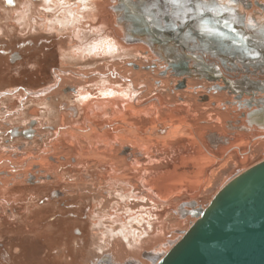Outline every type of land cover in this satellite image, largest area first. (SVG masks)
I'll use <instances>...</instances> for the list:
<instances>
[{
    "label": "rangeland",
    "instance_id": "rangeland-1",
    "mask_svg": "<svg viewBox=\"0 0 264 264\" xmlns=\"http://www.w3.org/2000/svg\"><path fill=\"white\" fill-rule=\"evenodd\" d=\"M94 1L96 0H16L17 12L8 11L7 14L6 13L4 14L5 16L1 17V20L11 21V22L17 21L18 25L20 24L21 26L19 28L20 36L25 37V38L33 37L35 34L46 31L50 38V46L53 45L55 48L54 50H57V51L62 50L63 57H66V54H68V52L70 53H74L75 51H81L82 53L83 52L86 53L87 51L96 52L97 47L95 46H100V45L102 46L104 44L108 46L109 44L114 43L115 37L112 35V29L110 28L107 29L103 27L97 30L95 29V27H93V25H89L91 22L89 24L86 22L85 24L87 26L86 30L88 31L82 30L81 33L83 34H81V36L78 37L77 35L78 33L76 34V32H71V31H68L67 28H64L65 20L67 21V19H72L71 14L73 11L78 10V12H80L79 14H82L83 11H89L90 9L99 10V7L95 6ZM109 1L110 0H103V1L101 0L100 2L108 4ZM79 3H81V6L79 5ZM70 12L71 14H69ZM15 13H17V15H15ZM40 15L43 18V20L41 19V17H39ZM33 19L35 21L39 20V22L34 23ZM79 21L80 22L85 21L84 17H81ZM100 21H96V23L103 26V24H101ZM71 25L72 23H70V26ZM32 27H37V28H32ZM129 51L130 50L124 51L121 48H118V49L116 48V50H113V52L109 51L108 55H103V54L98 55L96 59L91 58V56L83 57L84 54L81 53L78 56V59L84 62L80 61L81 64H78V65L69 64V63L67 64L66 62L61 64V60H58V59L56 60H58V62L61 64L63 68H76L78 66L81 67V70L77 71L78 74H83L86 71L90 73V71L93 72V69H95L96 71L95 70L94 71L96 75H98L99 71L107 72V71L114 70L115 76H118L120 65L121 66L128 65L129 60L132 61V60H135L136 57H138L137 54L135 53H134L135 55L134 54L132 55V53L129 54L128 53ZM51 57L52 55L50 56V59ZM53 59H51V62L56 61ZM140 61L141 60L139 59V63H141L140 70L145 71L144 70L145 68L143 66L147 64L148 61L146 60H142V62ZM52 65L53 64H51L50 66ZM115 66H117V68ZM87 68H90V69H87ZM160 69H163V68L161 67ZM63 71L67 72L66 69L65 70L63 69ZM61 72L62 71H58L57 74H61ZM64 76L62 77L64 78ZM155 76H157V74L154 75V78ZM65 77H66V82H67L68 76H65ZM118 77H120V79L124 81L123 77L121 76H118ZM136 77L137 76L134 77L130 75V73H128L126 76V78L131 81H133L132 79ZM144 77L148 81H151L154 79L148 71L144 73ZM82 79H84L85 82H82L80 80L81 83H92L93 84L94 83L93 80L95 79L99 80L100 78L99 76L90 77L89 75L88 79H86V77L85 78L83 77ZM168 79L169 78H165L166 81H168ZM160 87L161 88L157 89L156 92L153 91L154 90L153 89L152 90L153 92L149 93L148 96L143 99L142 101L143 103L140 105V107H144L145 102L149 101V99L151 98H154L157 96L162 97L163 102L160 105L158 104V102H155L154 106L160 108V110H158L160 111V115L162 116L160 120L166 121L165 126L171 125L168 122H171L173 124H178L179 123L178 118L180 116L186 115V113H184L185 111L188 112L190 110L191 112V106H192L193 112L196 111L200 114L204 113L205 115L204 119L206 120L208 118L209 113H212L214 117H216L215 113L218 111V107L209 105L210 108H209V113H208V107L207 106L204 107V104L202 103L197 104L196 103L197 99L195 97H192L193 100L189 101V103L191 102L190 108L189 107L185 108L182 106L180 110L178 109V111H176L177 119L175 118L169 119L170 116L168 114L170 110L173 108L171 105L173 104L174 106L175 104H177V101H178L177 98L172 93V92H175L176 90L175 91L170 90V92L165 91L166 88L169 87V84L164 85L163 82H162V86ZM81 90L85 91L88 100L92 102L91 104V106L93 107L92 111L99 109L100 112H98L99 114L96 113V115L89 114V116H87L84 119V122L80 125L76 124V125L67 127L66 129H63L64 136L67 137L66 140L69 144L74 145L76 141L79 143L80 149L77 148V150L79 154L80 163L83 161V162H88L91 164L93 163L98 164V166H100V168L102 169V165H104L103 160L106 155V154H103L104 151L110 150V153H111L112 151L110 149L111 146L114 147L113 151L115 153H118L120 149L119 145H116V143L118 142V139L116 138L112 139L111 137H109L108 134L110 133V131L108 130L117 131L123 127H125V129L126 128L129 129L130 132L135 131V133L140 134L141 138L145 139V142L148 141L150 150L155 155V156L142 155L143 157L140 158L141 162L137 164L138 167L135 169L129 170L132 173L131 180L123 181V180L118 179L120 181H112L109 179L107 180V182L104 180L105 183L111 187V189L112 188L114 189L113 193L115 196L113 195L110 196L108 194V197H107L105 195V193L102 191L105 188V185H102L103 182L101 181L102 183H100V186H99L100 188L97 190L98 193L95 195L96 199L95 200L91 199V201L89 199L86 200V202L89 204L87 211H89V214L90 213L93 214L89 218L90 220L91 218L92 219L94 218L93 223L97 225L95 227H98L97 228L98 230H95L94 228V231H93L94 236L88 235L86 239L82 241L81 243L82 246H80V250L77 252V256H79L81 259V264H96L106 254H109L108 255L109 258L106 257L109 261L104 262L105 264H108L107 262H111L110 264H114V261L123 262L125 260H131L130 258H133V257H135L137 262L140 263V261H142V252H144L146 249H150L151 247L156 246V245L158 246L161 243V240L165 241V239L168 237H170V239L172 240H175L180 235V232L182 230L187 229L190 222L194 220L193 217H190V215L188 214L189 213L188 211L192 210L193 208L198 207L199 205H202V204L206 205L210 201L211 197L215 194V192L220 188V186L228 178H230L237 170H243L247 168V166H250L254 162H257L258 160H260L262 158V154L264 153V142L263 143L262 142L258 143L255 141L253 142V140H255V138H257L258 136V133L256 131L249 134L248 132H245L242 130L240 131L236 130L238 132L236 133L238 135H236L235 133H233V132H236L235 130L223 128L224 125H222V123L221 124L210 123L211 121H209V125H208L207 122L200 123L199 121L198 123L197 120L195 122L194 120H192L191 117H187L190 121H192L194 125V128H195L194 134L196 135L197 138L196 137H194L195 139L192 138V131L186 125L178 127L176 130L172 131V132L177 131L175 134H170L169 136L164 137L166 136L164 134L163 136L153 134V131L157 130V128L155 129L151 128L153 127L154 124H156V121L155 122L152 121V118L155 116V113L157 111L156 109H151L147 105L148 107L147 112L141 111L135 114L132 112V109L125 108L124 106L119 107L120 106L119 105L118 108H116L117 106L113 107L111 103L107 102L110 97L112 98V96H110L109 94L103 93L101 89L97 88V91L93 93L89 89H81ZM168 97H171V98L169 99ZM95 100H99L100 102L97 101V103H94ZM198 102H201V101H198ZM126 109L131 110V111H127ZM110 110L112 111V113H109ZM107 112H108V115H107ZM238 112L239 111H235L233 113L238 114ZM227 113L229 114H226L225 116L221 114L223 119L227 116L228 117L233 116L231 112H227ZM210 116L211 117L209 118H212L211 114ZM88 117L90 118L88 119ZM201 117L202 116H200V118ZM109 120L111 121L109 122ZM193 121L197 123L198 126ZM93 122L94 123L96 122L95 125L98 124L99 126H102V125L105 126L104 130L98 133L99 135L103 134V137L100 136L102 141L97 138V135H95L97 139L95 138L91 139L92 134L88 135V139L86 141L83 140V137L81 136L77 137V135H76V139L71 138L72 136L71 134L74 131L72 129L75 127L80 128L82 125H83L82 127L87 128L86 132L87 134H89L90 133L89 130H91ZM121 122L126 124V126H122ZM134 125L135 126L137 125L138 127L137 130L133 129ZM0 126L2 127V124H0ZM64 130H68V133L65 132ZM149 130H151L150 134L147 135V132ZM202 130L206 132L203 131L204 134H202ZM210 131L216 132L217 135L230 138V141H231L230 143L239 142L240 140H242V138H245L246 140L240 143L239 149H240V152L242 153L246 151L248 152V157L246 158V160L241 161L242 156L238 155L236 149H234L233 147H232V150L228 152L226 150L227 146L223 144L219 145L218 151H215L213 146H211L210 142H208L206 138ZM131 139L137 140V138L135 137H132ZM202 141L204 143H207V145L209 144L208 145L209 150H206V149L203 151L200 150V144ZM142 149H144V147ZM92 151H94V153ZM200 151H202V153ZM210 153L215 154L216 159L217 158L218 159L214 165H212L206 170V172L208 171V173L205 172L206 174L204 176V179L201 180L195 187H190L184 183V185L177 184L176 186H173L170 188L159 189L160 186L158 187L157 182L162 178V176H165L167 175V173L172 172L175 169V167L181 166L183 156L185 157L184 159L186 158L194 159L200 156L201 154L202 155L207 154L206 155V159H207V157L210 156L209 155ZM97 155H100L101 157ZM180 155L182 156L180 157ZM5 156L9 157L8 155L5 154L4 151H0V159ZM231 156H233V160L232 159L229 160L227 165L222 166L226 162V160ZM97 157H99L98 160H97ZM212 158L213 157L211 156V159ZM4 163H0V167L7 166V164L6 163L4 164ZM133 164H135L134 161H133ZM126 165H128V163H126L125 161L124 164L120 163V165L116 167H119L120 169L123 167H127ZM192 165H193L192 163L187 164V166H190V167ZM144 166L149 169L146 171H142L144 170L143 168ZM150 167H155V168L150 169ZM10 169L11 171H13L17 169V167L15 168L10 167ZM116 169L117 168L113 167V170L115 171L114 172L112 170L113 175H120L125 170V169L124 170L123 169L116 170ZM101 171L98 172L99 177H101L103 173L106 172V170H101ZM152 174L153 176H151ZM155 174H158V175L154 176ZM143 178L145 182H140L139 180ZM10 179L12 178L11 177L8 178L6 176L0 175V216L5 215L7 211L14 209L11 205L9 206L8 204H12L13 202L15 203V202H18V200H20L19 197L9 196L6 193L7 191L6 185L8 183V180ZM120 184H123V185H120ZM182 206H183V209L187 211L185 214L179 213V211H174V209L178 210V207L180 208ZM76 226L78 225H75V227ZM169 234H171V236H169ZM93 237H94L95 242L91 239ZM167 248L168 246H163V248L161 249L164 252ZM118 250H121L122 254H120ZM158 252L160 251H156V253ZM144 260H145V263L151 264V262L148 261L147 259L144 258Z\"/></svg>",
    "mask_w": 264,
    "mask_h": 264
},
{
    "label": "flooded vegetation",
    "instance_id": "flooded-vegetation-1",
    "mask_svg": "<svg viewBox=\"0 0 264 264\" xmlns=\"http://www.w3.org/2000/svg\"><path fill=\"white\" fill-rule=\"evenodd\" d=\"M16 6V0H0V151L9 156L0 159L7 164L0 167V175L12 178L6 193L20 198L8 204L13 210L0 216V264H81L77 256L81 243L88 235L94 236V228L98 230L94 218H89L93 214L87 211L86 200L96 199L103 176H98L102 170L98 164L79 162V143L69 144L63 129L84 122L80 90L93 93L98 87L80 82L77 71L81 67L61 66L65 61L75 65L84 61L54 50L46 31L25 38L20 36L17 21L1 20L8 11L17 12ZM51 55L61 64L51 62ZM135 61L129 60L128 65L138 70L141 65L138 58ZM159 73V89L161 78L170 80L167 92L199 84L211 86L215 93L224 91L229 97L226 90L217 89L221 85L216 82L206 79L191 84L184 77L173 80L167 69ZM124 145L123 157L139 151L136 146ZM12 166L17 167L13 172ZM102 185L107 197L115 196L104 180Z\"/></svg>",
    "mask_w": 264,
    "mask_h": 264
},
{
    "label": "water",
    "instance_id": "water-1",
    "mask_svg": "<svg viewBox=\"0 0 264 264\" xmlns=\"http://www.w3.org/2000/svg\"><path fill=\"white\" fill-rule=\"evenodd\" d=\"M236 1L243 4L242 11L217 2L198 14L189 7L188 16L180 15V20L164 0H118L111 10L124 29L125 41L151 38L166 53L173 76L185 78L199 71L200 78L224 82L218 90L237 98L255 97L264 93V27L251 31L248 22L249 18L256 22L255 9L264 3ZM169 44L172 47L163 48ZM256 123L263 125L264 117ZM188 214L194 220L175 240L168 237L146 249L140 263L133 257L114 264H147L144 258L151 264H264V153L228 178L206 205ZM163 246H168L164 252ZM108 255L96 264H105Z\"/></svg>",
    "mask_w": 264,
    "mask_h": 264
},
{
    "label": "bare ground",
    "instance_id": "bare-ground-1",
    "mask_svg": "<svg viewBox=\"0 0 264 264\" xmlns=\"http://www.w3.org/2000/svg\"><path fill=\"white\" fill-rule=\"evenodd\" d=\"M100 1L101 0L94 1L95 2V6L99 7V10H97V9H95V10L92 9L91 10L90 9L89 11H83V13L81 12L82 14H79L80 12H78V10L73 11L72 14L70 12L69 14H71L72 19H67V21L65 20L64 28H67L68 31L76 32V34L78 33L77 35L79 37V36H81V34H83V33H81L82 30L83 31H88V30H86V27H87L85 25L86 22L88 24L91 22L89 25H93V27H95V29H97V30H99V28L101 29L103 27H105L107 29L108 28L112 29V35L115 37L114 43L113 44H109L108 46L105 45V44L102 45V46L101 45L100 46H95V47H97L96 48V50H97L96 52L95 51L94 52L93 51L92 52L91 51H87L86 53L85 52L82 53L81 51H75L74 53L68 52V54L69 55L71 54L72 56H75L76 58H78V56L82 53V54H84L83 57L91 56V58L96 59L98 55H102V54L103 55H108L109 51L113 52V50H116V48L117 49L121 48L124 51L125 50L126 51L130 50L128 52L129 54H131V53H132V55L134 53L137 54L138 57H136V58H138V61L140 59L141 60L140 62H142V60H146L148 62H147V64H145L143 66L145 68L144 69L145 71L140 70L141 68L138 69V70H135L130 65H124V66L120 65L119 66L120 70L119 69H118L119 71L117 70L119 72L118 76L123 77L124 81H122L120 79V77L115 76L114 70L107 71V72L106 71H104V72L99 71L98 75H96L95 71H94L95 69H93L94 72L90 71V73H88L86 71L83 74H79V75H81L78 78L79 80H81L82 82H85L84 79H82V78L83 77L85 78V76L88 77L92 73H94L95 76H99L100 79L99 80L95 79V80H93V82L97 85L98 89H101L103 91V93L109 94L110 96H112V98L110 97L107 102L111 103V105L113 107L117 106L116 108H118L119 105H120L119 107L124 106L125 108L132 109V112L135 113V114L137 112H141V111H146L147 112V108L148 107H150L151 109H156L157 111L155 113V116L152 118V121H154V122L156 121V124H154L153 127H151V128L152 129L157 128V130H154V131L152 130L153 134L162 135V136L164 134V135H166L164 137H167L170 134H175L177 131L176 132H172V131L176 130L178 127L186 125L192 131V138H194V137H196V135L194 134L195 133L194 132V130H195L194 125H193L192 121H190L187 118V117H191L192 120H194L195 122H196V120L198 121V123H199V121H200V123L201 122L202 123L207 122L208 125H209V121H211L210 123H218V124L222 123V125H224L223 128H225V129H232V130H235V131L236 130H239V131L242 130V131L248 132L249 134L256 131L258 133V136H257V138H255V140H253V142L254 141L258 142V143H261V142L263 143L264 142V124L263 125H259V123H256L258 120L261 121V119L264 117V101H262V98H264V93H259L255 97H252L251 95H247V94L245 95L244 94L240 98H237L235 94H229L228 92L227 93L229 94V97H227L226 93L224 91H222L223 93H219V92L215 93V92H213L212 87L211 86H207V85L199 86V84H198V85L187 86L183 90H176L175 92H173L174 96L177 98L178 101H177V104H175L174 106H173V104L171 105L173 108L170 110V112L168 114L170 116L169 119L170 118L177 119L176 111H178V109L180 110L182 108V106L185 107V108L186 107L190 108L191 102L189 103V101L193 100L192 97H195L197 99L196 100L197 104L202 103V104H204V107L207 106L208 107V113H209V108H210L209 105L218 107V111L215 113L216 117H214V115L212 113H209L208 118L206 120V119H204L205 118L204 113L200 114V113H198L196 111L193 112L192 111V106H191V112H190V110L188 112L185 111L184 113H186V115L180 116L178 118V122H179L178 124H173V123L167 121L169 124H171L170 126H165L166 121L160 120L161 117H162L160 115V111H158V110H160V108L154 106L155 102H158L159 105L163 102L162 97L157 96V97L151 98V99H149V101L145 102V106L144 107H140V105L143 103L142 102L143 99L146 98L149 93H151L153 91L156 92L157 89H159V86L156 84V81H157V79H159L158 73L161 70L160 68L162 67L163 69H167L168 63L165 62L166 53L162 49L160 50L158 45L153 44L150 41L151 38H149V37L144 39V40H142L140 43L137 42V43L128 44L125 41L127 36L125 37L124 29L120 25H118L116 23V15H115V13L113 15V10H111L112 5L115 4L116 1L118 2V0H110L108 4L100 2ZM164 1H165L166 4L168 2L170 4H172V9H174L173 15L177 16L179 20L181 19V18H179L180 15H183V14L187 15V12L189 11L188 10L189 7H190V9L194 8L197 11L196 14H198L199 11L200 12H203V11L206 12L209 9V8L206 9V7L212 6L214 3H217V2H219V4H221L224 7L231 8V9H234V10L237 9L239 11H242V9H243V4L241 2H239V1H236V0H192V2H190V3L187 2V0H164ZM261 1L264 3V0H261ZM79 5L81 6V3H79ZM263 6H264V4H263ZM252 15H254V14H252ZM255 15L257 16V20H256L255 23H253V21H251V18H249L251 23L248 22V24H249L248 27H249V29L251 31H258L259 28H261V27L263 28L264 27V7L263 8H259V7L256 8L255 9ZM81 17H84L85 21L80 22L79 20L81 19ZM187 19L191 20L190 18H187ZM96 21H100V23L103 24V26H101L100 24H97ZM70 23H72L71 26H70ZM83 25H84V27H83ZM251 25H253V27ZM99 26H101V27H99ZM105 31H106V29H105ZM127 34H128L129 39H130L132 37L131 36V32L127 31ZM101 44H102V42H101ZM170 47H172V44H169V45H167V46H165L163 48L168 49ZM119 64H120V62H119ZM140 65H141V63H140ZM149 66L150 67H156V68H154V69L151 68L150 69ZM115 67L117 68V66H115ZM146 67H149V69L147 70ZM146 71H148L153 78H154L155 74H157V76H155V78L153 80L148 81L144 77V73ZM156 71H157V73H156ZM169 71H171L170 68L167 69V72H169ZM128 73H130V75H132L134 77L135 76H137V77L132 79L133 81L128 80L126 78ZM170 74H172V73H170ZM199 75H201L200 72L199 71H195V73H193L192 76H185V79H187V80L189 79L191 84H195V82L199 81V80L204 82L203 80H206V79L198 77ZM174 77L175 78L173 80L176 79V76H174ZM160 80H161L160 86H162V82H163L164 85L165 84L166 85L169 84V82H168L169 79H168V81H166L165 78H163V79L161 78ZM176 80H179V78L177 77ZM206 82H205V84H207ZM221 82L222 81H216V83H218V84H220ZM220 85H225V84L223 83V84H220ZM206 93H208V94H206ZM79 95H80V98H81V104H82L83 109H84V111L86 113V117L89 116V114H92V115L93 114L96 115V113L99 114L98 113V112H100L99 109L92 111L93 110L92 109L93 107L91 106L92 102L88 100L85 91L80 90ZM201 96H204L205 98L203 99V97L201 98ZM168 98L170 99L171 97H168ZM97 101H99V100H95L94 103H97ZM198 101H201V102H198ZM178 102H180V103H178ZM257 102H259V103H257ZM93 105H95V104H93ZM147 105H148V107H147ZM165 106H166V104H165ZM118 110H120V109H118ZM123 110H124V108H123ZM126 110L127 111H131V110H128V109H126ZM235 111H239L238 114L237 113H233ZM227 112H231V114L233 116H229V117L227 116V117H225L223 119L221 114H223L225 116L226 114H229ZM254 113H255V115L253 117L254 120L252 122V120L250 118V115H252ZM210 114L212 115V118H209V117H211ZM107 115H108V112H107ZM168 115H167V117H168ZM164 116H166V115H164ZM200 116H202V117L200 118ZM89 118L90 117H88V119ZM95 118H97V117H95ZM111 119H112V117H111ZM110 121L111 120H109V122ZM95 123L93 122L92 127H91V130H92L93 133L91 132V130H89L90 131V133L88 132L89 134H87V132H86L87 128L86 127H82L83 125L80 128H77V127L73 128L72 130H74L75 132L73 131V133L71 134L72 135L71 138L76 139V135H77V137L81 136V137H83V140L86 141L88 139V135L92 134L91 139L92 138H95V139L98 138V139L101 140L100 136L103 137V134L99 135L98 133L102 132L104 130L105 126H103V125L99 126L97 124L95 125ZM121 123H122V126H126V124H124L123 122H121ZM119 124H120V122H119ZM195 124L198 126L197 123H195ZM89 126H91V125H89ZM126 129H125V127H123V128H121V129H119L117 131L111 130L110 133L108 134L109 137H111L112 139H114V138L118 139V142L116 143V145H119L120 152L119 153H115L113 151L114 147H112V146L110 148L112 150L111 153H110V150L109 151L108 150L107 151L103 150L104 151L103 154H106V155H105L104 160H103V162H104L103 164L104 165H102V170H106V172L102 175L103 177L101 176L103 178L102 182H103V180H105L107 182V180H109V179L112 180V181H120V180L127 181V180H131V176H132L131 174L132 173L129 170L135 169V168L138 167L137 164L141 162L140 158L143 157L142 155H149V156L153 155V156H155L154 153L150 150V146L148 144V141L145 142V139L141 138L140 134L135 133V131L134 132H132V131L130 132L129 129H127V130ZM133 129L137 130L138 129L137 125L136 126L134 125ZM64 131L68 133V130H64ZM70 131H71V129H70ZM150 131L151 130H149L147 132V135L150 134ZM203 131L204 130H202V134H204V132H206V131H204V132ZM69 133H71V132H69ZM233 133L236 134L238 132L236 131V132H233ZM95 135H99V137L96 138ZM236 135H238V134H236ZM132 137L137 138V140L131 139ZM206 138H207V141L210 142L211 146H213L215 151H218L219 145L223 144V145L227 146L226 150L228 152L230 150H232V147L234 149H236L237 154L242 156L241 157V161L246 160V158L248 157V152L247 151L242 153V152H240V149H239L240 148V143L244 142L246 140L245 138H242V140H240L239 142L230 143L231 142L230 138L223 137L221 135H217V133L213 132V131L212 132L210 131ZM103 140H105V139H103ZM130 140H132V141H130ZM247 143H249V142H247ZM124 144H129L130 146H133V147L136 146L139 149V151L134 153L133 155L131 153H129V154L127 153L123 157V154H124V152H123L124 148L123 147L126 146ZM208 145H207V143H204L202 141L201 144H200V150H202V151L205 150V149L209 150ZM157 146H158V144H157ZM143 147H144V149H142ZM221 148H222V146H221ZM202 151H200V152L202 153ZM92 152L94 153V151H92ZM198 152H199V150H198ZM206 155L207 154H203V155L201 154L200 156H198L196 158H194V156H193L194 159H187V158L184 159L185 157L183 156L181 166L175 167V169L172 172L167 173V175L164 174L165 176L161 175L162 178L157 182L158 183L157 184L158 187L160 186L159 189H161V188L162 189L170 188V187L176 186L177 184H179V185L183 184L184 185V183L187 184L190 187H195L201 180L204 179L205 174L208 173V171L206 172V170L209 167H211L212 165H214L216 163L217 159H218V158L216 159L215 154H211L210 153L209 154L210 156L207 157V159H206ZM97 156H100V155H97ZM181 156L182 155H180V157ZM211 156L213 157L212 158L213 160L211 159ZM98 158L99 157H97V160H98ZM231 159L233 160V156L229 157L222 166L227 165L228 161L231 160ZM125 161H126V163H128V165H126L127 167H123L122 166L123 168H120V169H119V167H116V166H119L120 163L124 164ZM133 161L135 162V164H133ZM188 163H192L193 165L191 167L187 166ZM113 167L117 168L116 170H121V169H123V170L125 169V170L122 173L120 172L121 173L120 175H113V172H112ZM13 168H15V167H13ZM143 168H144V170H142V171H146V170L149 169V168H147L145 166ZM151 168H155V167H150V169ZM157 175L158 174H155L154 176H157ZM151 176H153V174ZM118 179H120V180H118ZM137 179H138V177H137ZM139 181L140 182H145L144 178L140 179ZM174 211H179V213H182V214H185L187 212L185 209H183V206L180 207V208L178 207V210L174 209ZM118 252L120 254H122L121 250H118ZM121 256H123V255H121ZM107 258H109V256H107Z\"/></svg>",
    "mask_w": 264,
    "mask_h": 264
},
{
    "label": "crops",
    "instance_id": "crops-1",
    "mask_svg": "<svg viewBox=\"0 0 264 264\" xmlns=\"http://www.w3.org/2000/svg\"><path fill=\"white\" fill-rule=\"evenodd\" d=\"M259 28V27H258Z\"/></svg>",
    "mask_w": 264,
    "mask_h": 264
}]
</instances>
